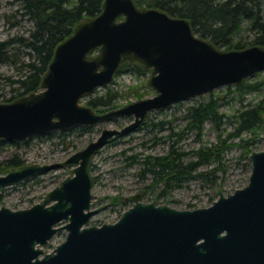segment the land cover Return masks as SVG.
<instances>
[{
	"label": "water",
	"instance_id": "1",
	"mask_svg": "<svg viewBox=\"0 0 264 264\" xmlns=\"http://www.w3.org/2000/svg\"><path fill=\"white\" fill-rule=\"evenodd\" d=\"M97 56H91L94 49ZM150 68L156 94L97 113L80 103L109 84L123 61ZM264 70V46L223 50L192 30L188 19L139 7L133 0H104L99 14L80 21L59 43L37 92L0 102V139L21 141L118 117L121 128H103L64 160L13 167L0 188L70 166L71 172L29 207L0 206V264H264V148L252 151L245 186L211 205L177 209L142 202L110 223L88 224L92 208L94 153L127 134L152 110H163L219 86L236 85ZM63 222V223H62ZM65 239L43 247L59 231Z\"/></svg>",
	"mask_w": 264,
	"mask_h": 264
},
{
	"label": "trees",
	"instance_id": "2",
	"mask_svg": "<svg viewBox=\"0 0 264 264\" xmlns=\"http://www.w3.org/2000/svg\"><path fill=\"white\" fill-rule=\"evenodd\" d=\"M18 11L31 27L25 33H15L6 39H0V64L14 67V74L0 75V102H11L23 96L37 92L42 78L52 60L56 46L69 37L74 27L83 19L100 13L104 0H15ZM139 7L156 8L171 16L189 20L192 30L199 37L209 40L223 50L244 49L253 45L264 46V0H133ZM146 72L148 68L131 63L121 64L116 74L127 71ZM241 83L226 86L223 94L208 93L207 98L191 103L184 108V124L173 127L171 120H148L147 126L154 129L168 128L164 141L167 150L162 154L136 153L125 157L127 164H141L139 174H150L152 182L148 188H154L159 182L157 197L167 195L173 188L181 187L191 178H202L210 185L218 182V170L222 169L224 152L232 139H238L242 148L240 158L248 156L257 142L255 129L264 124V70ZM100 93H90L84 104L97 113L116 108L118 91L111 83L104 85ZM259 91L263 96L257 102H244L245 94ZM237 100L240 108L229 115L219 111L220 104ZM209 122L216 133L215 143L202 141L204 125ZM232 125L227 131L224 124ZM91 125H81L64 131H54L37 135L21 141L0 139V153L8 147L15 151L0 159V174L8 169L25 165L18 150L28 146L33 138L41 141L51 139L58 133L60 143L68 146L63 138L70 131H85ZM137 129V128H136ZM249 132L250 137L242 134ZM194 135L196 147L185 149L181 142ZM161 137H154V143ZM145 145V141L141 142ZM233 143V142H232ZM125 150L122 151L124 153ZM202 165L209 168L201 170ZM30 179H33L30 178Z\"/></svg>",
	"mask_w": 264,
	"mask_h": 264
},
{
	"label": "rangeland",
	"instance_id": "3",
	"mask_svg": "<svg viewBox=\"0 0 264 264\" xmlns=\"http://www.w3.org/2000/svg\"><path fill=\"white\" fill-rule=\"evenodd\" d=\"M18 8L19 5L15 0H0V39H6L15 33H25L30 29V22L21 17ZM90 55L97 56L98 49L92 50ZM125 61H128V59ZM148 69L149 71L146 72L133 70L114 74L110 83L111 87L118 91V97L115 101L116 108L156 94V91L149 85L152 71L150 68ZM14 71L13 66L0 64V75L9 76L14 74ZM259 72L262 73L261 71ZM226 86L228 85L219 86L200 96L175 103L163 109L160 113H153L152 118L154 121L161 119L171 120L170 124L173 127L180 128L184 124L182 113L187 105L207 98L208 93L212 91L222 95ZM104 90L105 88L101 86L92 93L100 94ZM86 96L80 99V103L84 104ZM262 96L263 93L252 91L245 94L244 102H257ZM222 101L224 102L219 107V111L222 113L231 115L237 108H240V103L237 100L232 102ZM127 122L128 119L126 117H118L91 125V128L82 132L77 130L70 131L69 134L63 137L65 143H68L67 147H64L65 144L59 142L61 138L58 137V133H55L49 140L41 141L40 139L33 138L28 146H22L16 150L19 151L21 157L24 159L25 165L61 161L85 147L89 141L99 135L103 128H120L126 125ZM224 126L227 131H230L232 128V125L228 123L224 124ZM255 132L258 140L255 146L251 148V152L264 148V124L255 129ZM167 133V127H163L160 130L151 128V126L138 127L129 134L115 136L94 153L90 165L93 179L91 192L94 195L92 208L103 207L90 217L88 224L100 225L102 223L115 222L122 212L131 205L132 201L129 200V196L131 195L139 196V200L142 202L167 204L177 209H192L211 205L218 197L216 193L217 187H220L223 193L226 194L247 184L251 172V160L249 158L251 152L248 156L240 158L242 148L239 145H235V143H238V139L236 138L230 141L231 145H234L227 148L223 153V167L217 172L218 182L216 185L212 186L204 179L195 177L189 179L181 187L173 188L165 197H157L162 184L158 182L156 186L153 185L154 188H148L153 184L151 175L146 174L144 177H141L139 174L141 164L135 162L128 165L125 157L132 153H164L167 150V142H163V140H165ZM156 136L161 137V139L154 143V137ZM242 136L248 138L251 134L244 132ZM142 141L146 142L145 145L141 143ZM202 141L208 144L216 142V133L209 122H206L204 125ZM181 145L187 150L196 147L198 142L194 141V135L190 134L181 142ZM123 150H125L124 153H122ZM14 151V147L2 150L0 159L9 156ZM207 168H209V165H202L200 167L201 170ZM70 172L71 167L64 166L35 176L33 179L28 178L0 188V206L4 205L12 209L29 207L40 201L48 190L57 185ZM65 235V230L57 232L43 249L51 251L65 239Z\"/></svg>",
	"mask_w": 264,
	"mask_h": 264
},
{
	"label": "flooded vegetation",
	"instance_id": "4",
	"mask_svg": "<svg viewBox=\"0 0 264 264\" xmlns=\"http://www.w3.org/2000/svg\"><path fill=\"white\" fill-rule=\"evenodd\" d=\"M160 111H162V110H152V111H149L148 112V114H147V117H146V119H145V121L142 123V125L141 126H139V128H143L144 126L146 127L147 126V123H148V120L150 119V118H152V114L154 113H160ZM127 119H128V122L127 123H129L131 120H132V117H126ZM153 119V118H152ZM123 127V126H122ZM121 128V127H120ZM136 130V129H135ZM130 133V132H129ZM129 133H127V134H129ZM119 136V135H118ZM113 139V138H112ZM111 139V140H112Z\"/></svg>",
	"mask_w": 264,
	"mask_h": 264
}]
</instances>
